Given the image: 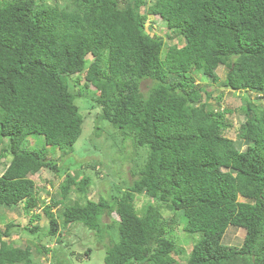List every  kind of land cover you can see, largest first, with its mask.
Masks as SVG:
<instances>
[{"label":"trees","instance_id":"obj_1","mask_svg":"<svg viewBox=\"0 0 264 264\" xmlns=\"http://www.w3.org/2000/svg\"><path fill=\"white\" fill-rule=\"evenodd\" d=\"M125 2L0 0V208L44 203L32 176L61 170L45 155L72 151L84 124L75 100L92 87L95 122L121 136L120 150L131 142L129 182L92 200L90 176L66 175L50 200L58 212L44 210L45 236L59 243L50 264H73L61 245L73 238L99 244L102 264H264V107L256 102L264 100V0ZM153 26L172 34L170 45ZM219 66L216 104L225 92L241 94L235 140L224 135L227 110L194 84L196 76L217 82ZM171 225L180 235L168 234ZM228 228L245 231L239 246L223 242ZM20 232L39 228L0 227V264H34L30 246L9 242ZM180 238L191 240L189 253Z\"/></svg>","mask_w":264,"mask_h":264},{"label":"rangeland","instance_id":"obj_2","mask_svg":"<svg viewBox=\"0 0 264 264\" xmlns=\"http://www.w3.org/2000/svg\"><path fill=\"white\" fill-rule=\"evenodd\" d=\"M118 2L122 7L126 6L128 3L125 2V0H118ZM150 20L151 18L149 21H147V26L149 25L148 23ZM150 32H158L162 34L163 38L166 40V43L168 45L171 44L169 38L172 36V34L168 30L153 26ZM87 58L89 60L92 59L90 56ZM216 75L218 76L217 82L205 77L196 76L194 84L197 87L204 88L207 92L211 93L210 102L212 103L215 110L220 112L227 110L224 115V120L230 125V127L224 132V135L231 140H235V134L238 131V127L244 122V115L240 110L242 105L241 94L238 95V93H236L233 95L229 92H225L219 97V104H216L217 97L221 92L220 84L224 81L226 69H224L223 66H219L216 69ZM83 82L84 81L81 80L78 83L77 89H79V86L82 87ZM144 86L145 82L142 83V89H145L146 86ZM90 89L93 90L92 87H89V90L85 92L84 97L75 100L80 113L84 117V124L82 128V134L79 140L73 146L72 151L67 152L63 157H60L61 151L59 150V152H57L54 157H51L49 154L45 155L47 160L52 158L57 164L62 166L61 170L59 172H54L52 170H41L32 176L35 185L34 197L39 199V201H43L44 203L40 205L39 208L29 211L24 209L23 203L19 204L14 209L6 210L0 208V227H3L5 222L12 221L16 225H20L22 227L37 226L39 228V232H35L33 235L20 232L17 235H13L9 241L12 243V245L20 248L30 246L33 251L32 255L34 264H50L52 261V251L56 250L59 245L58 241L55 239L45 236L49 225L44 210L46 206H51V213L56 214L58 212L59 207L56 205L54 206L50 200L53 198L54 190L58 188L59 184L65 179L66 175L79 174L80 176H90L91 183L88 185L86 192L87 197L91 198L92 200H96L99 196L110 198L111 195H117L118 191L115 189V186L124 187V185L129 182V177L126 172L129 171L133 165V162L128 163L126 161L125 155L129 156L134 152L130 147L131 142L128 139L123 141L125 149L123 147V149L120 150L122 148L121 136L117 135V133L112 128H110L108 124L102 121L97 123L95 122L97 121L96 117L99 116L100 108H98L92 102L91 98L93 97V93H91ZM249 97L252 100L255 99L254 94H250ZM202 99H204V94H202ZM256 102L261 103V105L264 107V100ZM96 124H98L100 130L96 129ZM235 144L240 148V150H243L245 147L244 144H239L237 141ZM3 145L4 142H0V149ZM34 146L37 147L36 144H33V147ZM144 154L145 151H143V149H139L136 152V156H133L135 159L138 157L137 162L141 163ZM4 169L5 165L1 164L0 174L4 171ZM75 197V194H69L65 201L70 202L74 200ZM142 200V198L137 200L136 206L138 208L141 207ZM238 200L243 201L241 197H238ZM32 213L33 215H38L39 218L31 219L30 214ZM163 214L165 218L170 217L169 213L167 212H163ZM110 221L111 220L107 216L100 217V222L103 224H108ZM168 231V234L180 235L179 227H176L175 225H171V228ZM244 234L245 231L242 229L228 228L224 235L223 242L228 245L239 246L242 242ZM69 243L70 245H65V243L61 242V245L64 246L65 253L69 254V258L73 264H102L104 251L100 249L101 246L99 244L97 245L95 241L84 239L77 241L75 238H73L71 241H69ZM85 244L87 246H85ZM177 245L182 246L185 249V252L189 253L192 243L188 238H180L177 240ZM42 246L45 248V252H42ZM88 247H90L92 251L89 254H85L84 251ZM77 254H80L82 259H77ZM183 263L184 262H181L180 264Z\"/></svg>","mask_w":264,"mask_h":264}]
</instances>
